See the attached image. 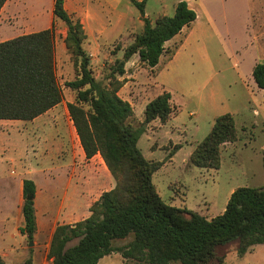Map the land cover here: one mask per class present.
<instances>
[{
  "label": "rangeland",
  "instance_id": "obj_1",
  "mask_svg": "<svg viewBox=\"0 0 264 264\" xmlns=\"http://www.w3.org/2000/svg\"><path fill=\"white\" fill-rule=\"evenodd\" d=\"M180 1L187 2L196 20L165 44L156 67H147L136 55L131 57L123 76L115 75L122 82L117 94L132 108L128 123L133 128L143 122L149 102L164 92L170 94L171 115L165 122L156 119L143 126L137 148L147 161L162 163L152 175V184L166 205L211 220L224 212L238 188L264 189V90L256 86L248 69L255 58L257 64H264V0H147L144 18L154 25L160 17H172ZM53 2L7 0L0 11L1 39L41 31L54 23L55 75L62 93V102L53 112L55 121L48 119L41 132L40 126L30 122L0 121V258L6 264H24L28 259L31 264H50L48 249L55 227L86 219L91 205L115 185L99 155L84 170L77 160L80 144L66 108L75 93L65 86L75 79V68L63 43L66 28L52 16ZM65 9L86 25L82 47L90 58L89 68L97 81L107 85L110 68L122 60L125 49L143 29L140 10L131 0H65ZM226 114L233 118L236 136L220 147L219 168L191 165L196 146L209 135L216 119ZM70 133L80 167L70 176L75 180L83 174L90 182L79 216L66 211L58 214L65 177L55 176L57 181L45 183L39 173L34 179L28 176L37 163L54 161L50 139L57 135L63 150ZM63 159L68 160V154ZM20 180L39 184L34 197L39 228L32 240L19 232L23 227ZM43 182L45 188L40 185ZM46 220L54 221L51 227L45 226ZM130 240L115 241L114 246ZM237 247L235 241L219 247L216 254L223 264H264V244L250 247L242 256L237 255ZM98 264L124 261L114 252Z\"/></svg>",
  "mask_w": 264,
  "mask_h": 264
},
{
  "label": "trees",
  "instance_id": "obj_2",
  "mask_svg": "<svg viewBox=\"0 0 264 264\" xmlns=\"http://www.w3.org/2000/svg\"><path fill=\"white\" fill-rule=\"evenodd\" d=\"M7 0H0V11ZM147 0H131L143 17V29L110 68L108 84L97 81L89 68L90 58L82 45L87 36L80 21L54 0L52 16L66 28L63 43L73 57L75 79L65 86L75 93L66 108L84 156L99 155L115 185L94 202L90 215L74 225L55 227L49 243L50 264H98L119 253L134 264H223L219 247L237 242V255L264 244V189L238 188L229 197L224 212L207 220L197 213L166 205L152 184V175L162 163L144 159L137 148L143 126L156 119L165 122L172 113L170 94L157 96L144 109V120L133 128L128 120L132 108L118 96L124 65L134 55L154 68L164 54L165 43L196 19L186 1L176 4L172 17H160L154 25L144 18ZM54 23L39 32L0 43V120L32 121L62 102L55 75ZM252 78L264 90V64L252 70ZM233 118L216 119L211 132L190 155L191 165L218 169L220 147L235 141ZM35 185L22 181L21 235L29 240L36 232ZM131 240L115 247V241ZM0 264H6L0 258ZM24 264H31L28 259Z\"/></svg>",
  "mask_w": 264,
  "mask_h": 264
},
{
  "label": "crops",
  "instance_id": "obj_3",
  "mask_svg": "<svg viewBox=\"0 0 264 264\" xmlns=\"http://www.w3.org/2000/svg\"><path fill=\"white\" fill-rule=\"evenodd\" d=\"M64 8H65V0H64ZM66 11H67V9H66ZM80 23L82 24V26L84 28V31H85L86 30V25L85 24L83 25V22H81V21H80ZM35 32H39V31H33L32 33H35ZM85 33H86V31H85ZM23 35H25V34H23ZM18 36H21V35H16L15 37L11 36V37H8V38H3V39L0 38V43L4 42L6 40H10V39L16 38ZM63 37H65V35H63ZM255 40L257 41L258 38L256 37ZM251 45H253L252 42H251ZM262 61L264 62V59ZM256 62H257V59L255 58L254 62H252L249 65V67H248V69L250 70L251 75H252V70H253L254 66L257 64ZM60 104H58L54 108L50 109L49 111H47L43 115H40L37 118L33 119L32 121H28V122H30V124H32L33 126H36V127L40 126L39 129H38L40 131L41 128L43 129L45 125H48L46 123V121L48 119H51L52 122L55 121L56 116H55V114H53V112L60 106ZM65 114L66 113L64 111L63 112V116L64 117L66 116ZM0 121L11 122L10 120H0ZM36 129L37 128H35V130ZM45 135H46L45 134V130H43L42 131V137H43L42 142L43 143L47 142V140L45 138ZM56 136L54 138L50 139V146H51V149H52L51 152H53L52 155H54V157H55L54 161L50 162L49 164L48 163H37L36 170H34V172L28 173V176H31L34 179L36 174L39 173L42 176H44L42 179H44L45 183L46 182L47 183H51V182L57 181L54 178L55 176L57 177V179L60 178V177H65L66 178L65 179L66 188H65V190L62 193L63 197L61 196L62 197V202H61L62 204L60 205V208L58 209V214L60 212H65L66 211L67 215H72V216L77 215V216H79L80 213L82 212L83 206L86 203V198L88 196L87 194L89 192V183L90 182L85 177V175H83V174L80 177H77L75 180L70 176V175H73L72 173H74V172H76L77 170L80 169V167L76 163L75 157L73 155V148H74V146H76L75 138H73V133H70L69 143H68V145L62 147L63 150H60V148H59V146H61L60 145V141H58V138ZM70 146H73V147L71 148ZM64 154L65 155L68 154V160H66V161H64V159H63ZM61 156H62V158H61ZM92 159L93 158H91L90 160H87L85 158V156H84V153L82 151L81 146H80V148H78L77 160L79 162H81V163H79V165H82L81 167L83 168V170H84V168H86V163L90 162ZM69 162H71V163H69ZM68 175H69V177H67ZM22 181L23 180L19 181L21 194H22ZM32 181H33V183L35 185V189L37 190L39 184L35 180H32ZM44 182L40 184V185H42V187H44V185H45ZM36 194H37V192L35 191V196H36ZM65 201H66V203H65ZM34 207H35V214H36V228L38 229L39 228V225H38L39 222H38V218H37V205H36V201L35 200H34ZM53 222L54 221L48 222L46 220L45 226H47V227L50 226L51 227V224ZM46 224H48V225H46Z\"/></svg>",
  "mask_w": 264,
  "mask_h": 264
}]
</instances>
